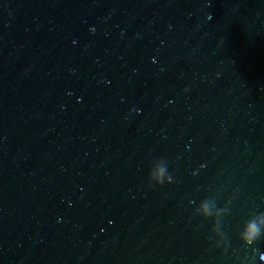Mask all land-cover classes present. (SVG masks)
Masks as SVG:
<instances>
[{
    "label": "water",
    "instance_id": "1",
    "mask_svg": "<svg viewBox=\"0 0 264 264\" xmlns=\"http://www.w3.org/2000/svg\"><path fill=\"white\" fill-rule=\"evenodd\" d=\"M261 257L264 0H0V264Z\"/></svg>",
    "mask_w": 264,
    "mask_h": 264
},
{
    "label": "clouds",
    "instance_id": "2",
    "mask_svg": "<svg viewBox=\"0 0 264 264\" xmlns=\"http://www.w3.org/2000/svg\"><path fill=\"white\" fill-rule=\"evenodd\" d=\"M164 169H160L159 173H158V179L160 180V182L163 181V173H164ZM259 236V228L257 227V225L255 223H251L248 225L243 239L246 243L251 244L253 243L254 240H256ZM261 259H264V257H261Z\"/></svg>",
    "mask_w": 264,
    "mask_h": 264
}]
</instances>
